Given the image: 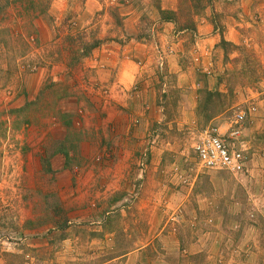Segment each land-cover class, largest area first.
<instances>
[{"label": "rangeland", "instance_id": "1", "mask_svg": "<svg viewBox=\"0 0 264 264\" xmlns=\"http://www.w3.org/2000/svg\"><path fill=\"white\" fill-rule=\"evenodd\" d=\"M42 1L0 0V264H264V6H239L235 44V1L176 0V28L205 18L219 37L200 48L186 31L176 57L147 62L139 42L170 43L151 34L160 0ZM126 55L145 65L123 92L108 82ZM238 108L245 170L199 167L194 140Z\"/></svg>", "mask_w": 264, "mask_h": 264}, {"label": "crops", "instance_id": "2", "mask_svg": "<svg viewBox=\"0 0 264 264\" xmlns=\"http://www.w3.org/2000/svg\"><path fill=\"white\" fill-rule=\"evenodd\" d=\"M171 1H173V3L170 5H167L166 0H160V8L176 10V8H177L176 0H171ZM227 1H229V0H227ZM230 1H232V0H230ZM233 1H235L234 10L235 9L238 10V13L232 14V15L228 14L227 17L230 20H228V22H226L227 28L225 30L224 37L227 40H230L231 42L238 44L242 40V33L240 31V28L243 26V23L241 21L242 19L240 18V17H242V15H241V11H240L239 6H248L247 8H245L243 10L245 12H251L250 15L252 17L254 15V11H255L254 6H259V5L264 6V3H263V1L257 2L256 0H241V1L240 0H233ZM212 2H215V3H211L212 6H222V5H220V1H218V0H212ZM226 3H229V2H224L225 6L228 5V4L226 5ZM86 10H88V9H86ZM155 10H156V16H153L154 22L152 23L153 26H152L151 34L152 35L154 34L153 33L154 28L153 27L156 26V27H158L157 28L158 30L156 29V31H155L156 35L161 36L160 38L162 40L166 41L168 39L170 41V43L168 46H166V50L163 49V52H161L160 48L158 47L159 45L156 42H154V44L152 42L149 45H147V43L139 42L138 44L141 45L142 47L139 48L137 53L139 54V56L141 58L138 56V54L136 52H135V56H138L142 61L145 59H147L146 60L147 62H148V60L149 61L152 60L151 55H150L151 50L154 51L156 58H157V54H158V60L159 59L164 60V57H165V59H171V58L176 57L177 52L173 51L174 49H176V48H174V46L176 47V45H180L181 47H183L187 43V38H184V36L180 35L186 31L192 33V35L197 38V39H195V44L200 46V48L202 47L203 42L204 43L209 42V43H212V45H213L216 42L217 37H219V35H217L215 33V29H214V26L212 25V23L205 18L202 19L201 21H196L195 30L187 29V28L180 29V28H176V23H174V22L161 20L159 13H158V9L156 6H155ZM130 12L131 11L121 13L122 21H124V26H126V27H124V29H125L127 35H131V34L135 35V26L137 25V22H133L135 20L130 15ZM223 13L225 14V11H223ZM229 15H231V17ZM248 24H250V23L248 22ZM170 44H172V45H170ZM194 49H195V46L193 47V50ZM195 52H198V51H195ZM200 53H201V50H200ZM132 57L133 56L130 57L129 55H126V57L124 59H121L119 61V65H118V68L116 71L115 78H112V80L108 82L109 84H111L112 89L119 87L120 91L124 92L125 90H129L130 87L134 84V81L136 80L137 74L140 72V70L143 68V66L145 64H143L142 61L138 62L137 60L132 59ZM90 60H94V64H93L94 66L93 67H96L95 71L98 74H100L98 76V79L101 81V83L103 81L109 80L111 70H110V67L108 66L109 64L105 62L106 55H100L98 57L96 55L95 57H93ZM159 63L162 64L163 62L160 61ZM57 79H59V78H57ZM62 156H63L62 153H57L55 155L56 162L60 163L58 167H61V168L64 167V159H65L64 156L63 157ZM52 167H55L53 165V163H52ZM134 252L135 251L130 252V253H128V255H132V254H134Z\"/></svg>", "mask_w": 264, "mask_h": 264}, {"label": "built area", "instance_id": "3", "mask_svg": "<svg viewBox=\"0 0 264 264\" xmlns=\"http://www.w3.org/2000/svg\"><path fill=\"white\" fill-rule=\"evenodd\" d=\"M247 120L248 112L238 108L222 126H211L201 132L192 144L199 167L233 174L243 172L247 165L244 139Z\"/></svg>", "mask_w": 264, "mask_h": 264}, {"label": "trees", "instance_id": "4", "mask_svg": "<svg viewBox=\"0 0 264 264\" xmlns=\"http://www.w3.org/2000/svg\"><path fill=\"white\" fill-rule=\"evenodd\" d=\"M44 1H42L43 6H46V4H44ZM185 3V6H199L200 2L203 1V5L202 6H206L212 3V0H182ZM157 7V6H156ZM45 9V8H44ZM158 9V13L160 16L161 20L164 21H171V22H177V17L176 14L178 11H180L182 9V7H180V5L177 6V10H166V9H162L160 8V6L157 7ZM45 11V10H43ZM187 22L184 23L181 27H179L180 29L182 28H187V29H192L195 30V23L194 20H186ZM100 43V41L96 40L94 41L92 44H90L89 46H86L84 50V54L83 56H87L88 54H90L91 50L93 48H95L96 46H98ZM221 43L225 44L228 43L226 40H224L223 38H221ZM223 94L219 91H212L209 89H204L203 90V96L205 99L208 100V103H212V102H216L215 99L220 103V98ZM58 152V151H56ZM59 153H62V155L64 156L65 160L68 158V152L67 151H59ZM49 160L47 159L45 162H48ZM49 165V164H48ZM65 166V164H64ZM50 167V165H49Z\"/></svg>", "mask_w": 264, "mask_h": 264}]
</instances>
